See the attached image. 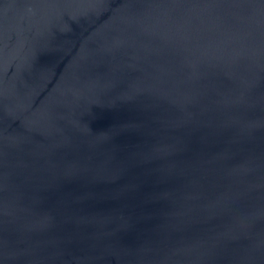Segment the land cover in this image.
<instances>
[{"label": "water", "instance_id": "water-1", "mask_svg": "<svg viewBox=\"0 0 264 264\" xmlns=\"http://www.w3.org/2000/svg\"><path fill=\"white\" fill-rule=\"evenodd\" d=\"M0 264H264V0H0Z\"/></svg>", "mask_w": 264, "mask_h": 264}]
</instances>
